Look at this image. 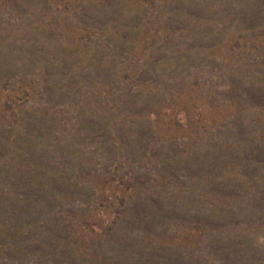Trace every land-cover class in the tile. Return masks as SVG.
Here are the masks:
<instances>
[{
    "label": "rangeland",
    "instance_id": "1",
    "mask_svg": "<svg viewBox=\"0 0 264 264\" xmlns=\"http://www.w3.org/2000/svg\"><path fill=\"white\" fill-rule=\"evenodd\" d=\"M0 264H264V0H0Z\"/></svg>",
    "mask_w": 264,
    "mask_h": 264
}]
</instances>
